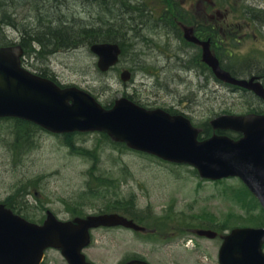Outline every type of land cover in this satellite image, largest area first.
I'll use <instances>...</instances> for the list:
<instances>
[{
	"label": "rangeland",
	"instance_id": "374dc122",
	"mask_svg": "<svg viewBox=\"0 0 264 264\" xmlns=\"http://www.w3.org/2000/svg\"><path fill=\"white\" fill-rule=\"evenodd\" d=\"M29 1L0 0L1 27L3 26L1 20H4L0 35L7 36L4 37L6 40L19 43L21 33L25 34V31L31 28L35 29L39 24H45L50 15L52 18L54 12L67 14L76 24L86 22L91 9V3L85 0H64L65 4L56 0H32L33 8L28 6ZM143 1L152 11L154 10V17L150 20L143 10L134 12L137 24L146 29L135 33L125 28L124 39L130 49L124 58V66L107 74H100L88 49L81 48L48 53L40 58L41 62L31 59L30 63H35L33 69H47L49 74L57 77L58 83L76 86L97 94L101 103L109 104L126 94H133L148 107L173 108L179 113H184L196 126L202 128L216 115L226 113L243 115L252 111L254 102L245 92L232 91L209 78L202 79L195 72L203 74L207 70L191 71L190 64L185 65L177 59V56L184 59L179 52L181 47L175 40L166 37L165 32L172 31V28L161 19L163 6L168 5L167 0ZM174 1L182 4L185 0ZM212 1L223 2L231 14L230 30L224 31L230 37L226 38V47L234 48L239 60L249 58L254 52L264 55V16L261 24L258 22L252 24V18H249L250 21L248 18L242 21L240 16L244 15L239 13L244 12V5L264 8V0ZM197 2L196 0L195 5ZM124 11L115 8L106 16L103 12L98 14L94 8L91 20L102 16L116 23L118 16H122ZM196 15L199 17V12ZM134 42L135 46H132ZM133 64L138 71L135 72L134 80L126 87L121 82L120 74L123 67ZM244 70L246 69L240 68L237 71L242 74L245 73ZM12 123L0 122V202H5L9 197L17 198L19 187L25 186L19 200H26L28 212L33 214L34 219L43 217L48 209L60 218H65L68 212L74 209L93 212L109 207L118 197L128 199L131 194L137 196L138 208L142 209L149 205L156 214L173 203L176 210L183 212L184 218L194 224L211 226L213 223L221 228L223 222H236L232 218L233 215L236 217L242 215L246 219L244 206L239 205L241 201L233 194L234 190L242 189L241 182L237 179L219 183L203 181L190 173L189 166H183L175 171L171 165L161 164L146 156L130 152L123 148L124 146L112 149L104 144L100 167L108 172L113 170L126 172L130 180L123 182L118 194L98 186L102 185L101 183H98L94 190L88 189L92 186L86 183L85 175L89 170V161L83 156L71 154L64 145L62 135H54L47 131L35 132L31 147L16 158L10 148L15 138L13 130L16 128ZM66 139H74L77 145L88 149L96 146L99 140H103L95 133L75 135ZM41 175L44 177L38 179ZM30 180H33L32 188L27 189ZM42 209L44 213H41ZM238 223L240 222L236 225ZM221 232L223 236L228 233L226 229ZM188 240H193L189 248L175 244L162 249L163 244L160 242H147L134 232L97 231L93 233L94 247L87 252L94 264H115L129 249L133 255L148 256L154 260V264H202L197 261L219 264L218 253L222 244L220 238L209 240L189 236ZM44 264L65 263L58 251L51 250L47 253Z\"/></svg>",
	"mask_w": 264,
	"mask_h": 264
},
{
	"label": "water",
	"instance_id": "95a60500",
	"mask_svg": "<svg viewBox=\"0 0 264 264\" xmlns=\"http://www.w3.org/2000/svg\"><path fill=\"white\" fill-rule=\"evenodd\" d=\"M91 50L99 57L98 66L103 72L117 63L121 52L117 45H95ZM22 55L21 47L0 48V117L22 118L60 133L107 131L132 148L190 163L205 178L238 176L264 207V116L220 117L212 122L215 128L242 132L244 138L235 142L215 136L198 142V131L183 116L146 111L127 99L105 110L77 88L62 90L52 81L32 75L21 67ZM209 63L220 78L253 87L264 97L262 87L237 82L221 71L216 61ZM128 78L129 74L124 73L123 79ZM114 222L110 217L78 221L80 234L72 236L70 223L57 222L50 216L40 227L0 205V264H39L49 246L62 248L72 264L83 262L80 250L89 243L88 229ZM200 234L215 237L211 232ZM263 241L264 229L234 230L222 247L221 264H264Z\"/></svg>",
	"mask_w": 264,
	"mask_h": 264
},
{
	"label": "trees",
	"instance_id": "16d2710c",
	"mask_svg": "<svg viewBox=\"0 0 264 264\" xmlns=\"http://www.w3.org/2000/svg\"><path fill=\"white\" fill-rule=\"evenodd\" d=\"M56 2H61V0H56ZM109 4V1H104L103 4L100 5L101 9L106 8L102 9L103 12L108 11L110 13V10H113V8L108 7ZM133 8L135 10H145L143 5L133 6ZM247 12L257 16L256 12L249 8H247ZM257 13L262 15L261 11H257ZM107 15L108 14H106V16ZM130 17L131 16H128L127 13H124L122 16H118L116 23H113L107 19H104V17L99 16L95 21H82L76 24L73 22V19L71 20V17L67 16V14L54 12L52 14V18L50 15L45 24H39L35 29L31 28V30L25 31L22 46L25 48L28 54H32L36 58H41L45 57V55L48 53L50 54L55 53L56 51L58 52L80 49L85 46H91L97 42H118L123 50L122 57H125L129 50V48L127 49V43L124 39V35L126 33L125 28L127 27L133 32L138 31V29L135 28L136 22ZM2 45H8V43L4 40V37L0 38V46ZM229 70L232 73H235L233 70ZM260 70L264 75V68L262 67ZM255 112H262V109ZM15 122L16 128L13 130L15 133V138L11 143L10 148L13 155L18 158L19 154L22 155L31 147L33 135L36 131H38L39 128L22 120H16ZM210 132V128L206 127L204 133L201 134V138L203 139L209 137ZM225 134L233 138H239L238 134H234L232 132H225ZM103 138L106 141L109 140L107 135L104 134ZM65 144L70 148L71 154L73 155L86 156V159L90 160H97L99 158V152L101 149L100 145L98 146V149L81 148L76 146L73 140L68 139L65 140ZM43 177L44 175H41L38 179H42ZM31 183H33V180H30L28 183L29 189L32 188ZM21 190H25V187L20 189L19 192ZM242 191L243 190H240L241 193ZM246 193L247 195H250L248 192ZM250 201L252 208L254 210L258 209V211L262 214L260 219H258L253 226H264V212L260 208L259 203L251 195ZM250 201H247V203ZM5 202L8 207L15 209V204H17V200L15 198L9 197ZM237 221H239V219H237ZM230 228H232L231 225L228 227V229Z\"/></svg>",
	"mask_w": 264,
	"mask_h": 264
},
{
	"label": "flooded vegetation",
	"instance_id": "af4514ba",
	"mask_svg": "<svg viewBox=\"0 0 264 264\" xmlns=\"http://www.w3.org/2000/svg\"><path fill=\"white\" fill-rule=\"evenodd\" d=\"M204 16L205 17H209L210 20L212 19V16H209L207 14V10H205ZM202 27L208 28V26H202V25H199L197 28L198 29H202ZM198 34L200 35V37H202V35H203V33H198ZM70 220H71V218H70ZM116 229H118V228L104 229V230L107 231V232H114ZM144 259L145 258L143 256H133L131 254H125V255L121 256V259L119 260V263L118 264H127V263L132 262V261H135V260H144Z\"/></svg>",
	"mask_w": 264,
	"mask_h": 264
}]
</instances>
